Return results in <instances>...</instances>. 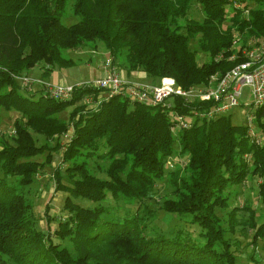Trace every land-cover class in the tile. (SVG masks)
Segmentation results:
<instances>
[{"label": "trees", "instance_id": "16d2710c", "mask_svg": "<svg viewBox=\"0 0 264 264\" xmlns=\"http://www.w3.org/2000/svg\"><path fill=\"white\" fill-rule=\"evenodd\" d=\"M191 1L74 0L79 20L65 25L61 17L68 0H0V108L19 113L13 140L2 139L0 147V264H235L213 207L226 204L224 189L248 171L260 177L257 195L263 204L252 237L264 238V106L255 109L262 137L256 144L248 140L245 125L232 124L227 113L172 132L169 111L189 113L204 102L173 97L161 106L117 93L84 108L77 101L86 95L96 102L100 88L81 81L69 98L54 99L42 91L21 93L13 75L43 61L47 76L55 65L74 62L65 49L97 38L113 60L126 48V73L143 70L153 80L171 76L186 87L242 59V48L264 44V0H195L203 12L199 20L185 17ZM190 38L207 60L197 62ZM231 51L235 57L227 59ZM219 52L223 56L215 59ZM69 105L74 107L68 120L54 114ZM70 125L62 152L66 165L54 170L56 190L65 194L66 215L44 230L32 219L22 188L44 164L32 157L46 152L49 161L51 149L59 145L37 144L32 130L50 140ZM173 151L186 161L184 176L179 181L170 171L179 197L161 207L198 230L191 234L176 227L151 234L139 204L164 174L165 158ZM92 155L109 160L106 178L88 170L86 159ZM119 197L137 200L134 211L110 215L108 206ZM145 206L141 209L148 211Z\"/></svg>", "mask_w": 264, "mask_h": 264}, {"label": "rangeland", "instance_id": "374dc122", "mask_svg": "<svg viewBox=\"0 0 264 264\" xmlns=\"http://www.w3.org/2000/svg\"><path fill=\"white\" fill-rule=\"evenodd\" d=\"M73 3L74 0H68L62 13L61 21L65 25L72 24L79 20V16L73 12ZM258 4L259 3H252L251 6L255 7ZM262 6L264 7V4H262ZM230 7L231 6H228L227 12H230ZM202 16L203 12L200 5L195 0H192L190 6L186 9L185 17L199 20ZM225 20L224 22H226ZM234 35L237 36L236 31H234ZM189 46L194 50L197 62L207 60L208 55L198 47L195 38L189 39ZM63 53L66 57L73 58L74 62L63 66L55 65L51 71L56 73V77L58 78L57 80H59L60 83L67 84H79L81 81L99 76L97 72L98 66L106 58L112 59V55L104 42L97 38L86 40L85 43L76 48H67L63 51ZM125 54L126 48H124L122 52L118 54L114 60H112L113 63H115V65L126 74ZM46 66H48V64L40 61L27 71H22L19 74H13L20 85L21 89H19V91L23 94H26V92L31 93L36 91L39 93L40 91L39 88L35 90L36 87L34 88V86H32V89L28 85H24L20 79L23 74L33 77H41L52 82V72H50L47 77L42 73L43 68ZM28 89L35 91H28ZM97 93L98 98H103L106 95L102 90L97 91ZM37 95L39 94L35 93V96ZM89 98L93 97H86L85 95L82 97V100L77 101V103L85 104L84 108L96 106V102H91ZM169 100L171 101L170 98ZM249 101V88L244 85L241 88L238 103L227 112L229 120L232 124L245 123L246 109L240 102L248 103ZM73 107L74 105H69L64 109L54 112V114L68 120L69 113ZM253 109H255V107H253ZM18 116L19 113L16 110L0 108V147L2 145V139L8 138L10 141L13 140L12 136L16 134V129L13 123ZM71 128L72 126L70 125L67 132L61 133L54 139L50 140L46 139L42 133L32 130V135L37 144L45 143L47 146L51 147H53L56 143L59 145L57 150L56 148L54 150L51 149L52 156L49 161L45 160L46 152L38 153L32 157L38 161L44 162V164L41 166L40 171L34 176L32 182L22 188L24 195L30 202L32 219H34L35 223L44 230L53 228L57 219H62L66 215V210L63 208L65 194L64 191L56 190L54 170L56 167L63 170V167L66 165V163L62 161V152L66 146L65 142L70 136ZM173 129H171L172 132H175ZM177 146L178 145L174 141L173 148L175 150H177ZM105 148L106 146L104 145L100 146V150H105ZM179 157L180 154L173 151L165 158L164 174L153 183L151 188H149L143 197V203L139 204V211L145 215L147 220V231L151 234L156 232L168 233L169 230L176 227L187 228L191 231V234H194V228L197 229V225L193 223L188 225L187 222H184L182 219L176 217V215L166 212L161 207V204L165 202V200L176 199L179 197L180 189H176V183L169 178L171 173L170 171H175L172 176L176 175L179 181L184 176V164L186 161L182 163L184 159L179 160ZM167 160H169L173 165L168 166L166 162ZM86 162V166L91 173L100 176L101 178L107 177L106 168L109 162L107 158L92 155L86 159ZM259 180L260 177L256 173L248 171L241 181L229 184L224 189V194L227 196L226 204L224 206L215 205L213 207V210L218 217L219 224L223 230V235L227 237L230 242L229 248L235 255V264H264V238L252 237L254 230V226L252 224H257L261 220V211L263 207V204L257 195V183ZM171 181H173L175 185ZM118 199V203L111 201L109 204L108 209L110 210V215H125L126 213L134 211L137 200L130 202L124 197H119ZM76 200L83 205H91L90 200L86 198H77ZM142 204L146 205L145 207L148 211H143V209H141ZM230 211L231 213H229ZM63 243L67 244L68 240H64Z\"/></svg>", "mask_w": 264, "mask_h": 264}, {"label": "built area", "instance_id": "2783aa9c", "mask_svg": "<svg viewBox=\"0 0 264 264\" xmlns=\"http://www.w3.org/2000/svg\"><path fill=\"white\" fill-rule=\"evenodd\" d=\"M238 5V3H234ZM235 39L232 43L235 44ZM243 58L221 72L210 73L203 83L189 85L186 87L178 84L171 76H160L155 82H140L130 80L113 63V60L106 58L101 64V75L84 80L86 83L100 88L105 92L103 98L113 94L126 95L131 100L145 102L147 104L169 105L173 97H179L185 102L199 101L206 103L205 106L195 108L189 113L169 111L172 119L171 129L188 127L194 122L208 120L218 115L226 114L229 109L238 103L242 86L249 88L250 101L240 102L246 111L245 134L249 141L256 144L261 143L262 137L258 126L255 123V109L264 106V44L259 43L241 49ZM223 56V52L215 55V59ZM235 52L231 51L227 59H233ZM21 82L35 90L42 91L45 96L54 99L69 98L74 89V84L55 83L41 77H33L23 74ZM30 89H28L29 91ZM30 90V91H35ZM99 98L96 103L100 102ZM168 99V100H166ZM255 107V109H253ZM168 166L173 164L167 160ZM182 161V163H184Z\"/></svg>", "mask_w": 264, "mask_h": 264}, {"label": "crops", "instance_id": "0c3cea01", "mask_svg": "<svg viewBox=\"0 0 264 264\" xmlns=\"http://www.w3.org/2000/svg\"><path fill=\"white\" fill-rule=\"evenodd\" d=\"M52 72V71H51ZM97 72L99 75H101V68H100V65L98 66V69H97ZM53 79H52V82H56V83H60L59 80H57L58 78L56 77V73H53ZM125 75V77H127L128 79L130 80H137V81H140V82H145V83H148V82H155V80L153 79H150L146 74H145V71L143 70H132L130 71L129 73H123ZM47 77V76H46ZM66 82V81H64Z\"/></svg>", "mask_w": 264, "mask_h": 264}]
</instances>
